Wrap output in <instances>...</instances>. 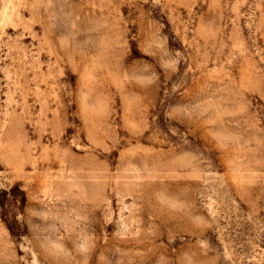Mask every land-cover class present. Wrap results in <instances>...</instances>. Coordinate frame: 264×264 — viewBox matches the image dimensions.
Listing matches in <instances>:
<instances>
[{"label":"rangeland","instance_id":"obj_1","mask_svg":"<svg viewBox=\"0 0 264 264\" xmlns=\"http://www.w3.org/2000/svg\"><path fill=\"white\" fill-rule=\"evenodd\" d=\"M0 264H264V0H0Z\"/></svg>","mask_w":264,"mask_h":264},{"label":"clouds","instance_id":"obj_2","mask_svg":"<svg viewBox=\"0 0 264 264\" xmlns=\"http://www.w3.org/2000/svg\"><path fill=\"white\" fill-rule=\"evenodd\" d=\"M82 250H86V244L81 245Z\"/></svg>","mask_w":264,"mask_h":264}]
</instances>
